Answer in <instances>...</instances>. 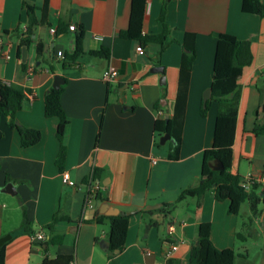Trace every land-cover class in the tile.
<instances>
[{
  "label": "crops",
  "instance_id": "0c3cea01",
  "mask_svg": "<svg viewBox=\"0 0 264 264\" xmlns=\"http://www.w3.org/2000/svg\"><path fill=\"white\" fill-rule=\"evenodd\" d=\"M241 1L146 0L143 31L161 30L158 15L164 4L174 38L157 63L156 44L138 52L136 40L119 34L128 23L130 0H0V81L26 88L27 98L15 120L41 133L37 143L22 146L8 115L0 114V236H13L5 245L4 264H39L44 253L36 242L43 240H33L36 233L59 240L48 246V257H70L74 264H187L190 247L198 240L233 249L235 264H264L263 202L251 220V235L240 240L235 234L249 215L247 201L233 214L228 212L229 201L217 200L213 188L177 199L198 184L202 151L212 144L217 104L212 101L205 115L200 106L220 32L249 41L253 56L228 82L240 88L230 171L240 177L264 173V134L252 132L256 122L264 121V16L243 12ZM44 3L46 22L34 28L27 43L25 4L40 8ZM58 25L61 31L56 33ZM79 26L84 29V51L74 66L63 68L56 51L73 48ZM185 32L195 34L194 59L179 155L169 159L168 149L156 146L154 121L168 117L174 105ZM39 42L41 55L36 54ZM100 50L106 55L91 53ZM48 60L54 71L48 69ZM108 64L117 70L110 83L102 80ZM155 65L163 72L151 71ZM55 74L64 77L60 102L68 118L61 163L59 119L44 115V97ZM93 167L101 199L84 206L83 182ZM61 172L76 186L64 184ZM7 181L15 184V195L1 191ZM104 202L129 215L124 246L112 254L103 241L108 240V220H97L100 214L109 215L100 211ZM157 204L161 206L149 207ZM23 210L33 234L21 227ZM54 213L67 219L48 227ZM172 244L177 248L172 250Z\"/></svg>",
  "mask_w": 264,
  "mask_h": 264
},
{
  "label": "trees",
  "instance_id": "16d2710c",
  "mask_svg": "<svg viewBox=\"0 0 264 264\" xmlns=\"http://www.w3.org/2000/svg\"><path fill=\"white\" fill-rule=\"evenodd\" d=\"M38 8L34 5L25 4L28 24L24 33L26 34L25 40L27 43L31 41L30 36L34 32V28L38 24L46 22L47 5L44 3L40 6L41 13L39 18L36 16ZM145 8L146 0H130L128 23L124 29L120 30L119 34L124 38L136 40L142 48L148 44H156L158 46L156 62L158 63L161 52L174 41V38L170 35V26L165 19L166 9L164 4L161 6L158 15L161 30L157 33L143 31ZM241 10L264 16V0H242ZM57 31H61V25L57 26L56 33ZM83 37L84 29L82 26H79L75 30L73 48L62 51L63 56L60 59L61 67L68 68L76 64L78 57L84 51ZM194 38V33L185 32L181 41V46L184 50L180 59L177 93L171 113L167 118L156 119L154 121L155 143L157 147L160 146L159 137L165 132H168L170 137L175 140V144L171 140L165 141V144L168 145L167 157L169 159H177L179 155L187 87L194 59ZM91 53L106 55V51L103 52V50L91 51ZM36 54H42V44L40 42L36 45ZM252 57L249 41L240 39L227 32H220L217 35L212 76L209 85L210 97L204 103L202 102L200 106V114L205 115L212 101H215L217 104L212 144L202 151L198 184L193 188L183 190L177 197L180 200L186 195L202 193L209 188H213L214 197L217 200L227 199L229 201L228 212L233 214H237L241 203L247 201L249 215L243 222L242 230L237 231L235 234L236 238L240 240H244L251 235V220L259 213V204L261 202L264 203V182L262 184L252 183L248 187H245L240 183L241 177L230 171L240 88L236 85L230 86L228 82L242 73L243 67L251 63ZM47 63L48 69L54 71V64L49 60ZM25 90V87L17 83L0 81V114L8 115L7 122L10 126L17 129L21 145L30 146L40 140V131L38 129L23 127L15 120L16 111L23 106L27 98ZM61 91L62 86L57 89L51 88L44 97V115L47 117L56 116L59 119L56 126V136L60 141V149L57 156L58 163H61L65 157V147L62 142L64 128L68 123V118L60 102ZM262 100L263 97H260V102ZM252 132L264 134V121L256 122L252 128ZM214 159L221 162V169L214 170L209 167L208 163ZM6 179L9 180V177ZM96 197L101 199L98 192ZM164 205L170 206L171 204ZM128 218V214H100L97 216V220L100 222L104 219L108 220V251L111 254L121 250L124 246ZM66 219L65 216H59L57 213H54L48 227H51L57 221ZM21 227L27 234H33L24 210L22 211ZM12 237L11 233L0 236V264H4L5 245ZM57 241L49 237L43 241L36 242L44 253V257L39 264H69L72 262L70 257L56 256L50 258L46 255L48 246ZM236 257L237 254L231 248L218 249L210 241L202 242L198 240L190 247L187 264H235Z\"/></svg>",
  "mask_w": 264,
  "mask_h": 264
},
{
  "label": "built area",
  "instance_id": "2783aa9c",
  "mask_svg": "<svg viewBox=\"0 0 264 264\" xmlns=\"http://www.w3.org/2000/svg\"><path fill=\"white\" fill-rule=\"evenodd\" d=\"M70 29H74L75 26L74 24H70L69 25ZM51 32L54 33V29H51ZM136 50L138 52H143V48L141 47L140 44H138L136 46ZM4 56H8V54L4 51ZM56 54L59 57L63 56V52L61 50H57ZM117 77V70L110 64H108V66L105 67V69L102 72V80L106 83H110L112 81H114ZM156 158H154L152 161L155 162ZM60 177H61V181L64 184H67L69 186H76V183L74 180H72L66 172H61L60 173ZM94 167L91 168L89 176L87 178V180L85 182H83V185L85 187V195H84V206L89 205L95 198H96V194L98 192V184L95 183L94 180ZM264 182V176L263 174L261 175H248V176H244L240 178V183L245 186L248 187L249 185H251L252 183H258V184H262ZM171 228V226H170ZM45 239V235L42 233H36L33 235V240H44ZM172 250L177 248L176 244H172L171 246ZM69 264H74L73 262H70Z\"/></svg>",
  "mask_w": 264,
  "mask_h": 264
},
{
  "label": "water",
  "instance_id": "95a60500",
  "mask_svg": "<svg viewBox=\"0 0 264 264\" xmlns=\"http://www.w3.org/2000/svg\"><path fill=\"white\" fill-rule=\"evenodd\" d=\"M151 71H162V66H158L155 65L154 67L151 68ZM64 83V77L61 76L60 74H55L53 77V82H52V88H59L61 84ZM159 84L161 85V99L164 98L165 96V91H166V87H165V76L161 75L160 79H159ZM210 97V88H206V90L203 92L202 94V102L204 103L208 98ZM167 118V115H166ZM166 140H171L173 142V144H175V140L173 138L170 137V134L168 132H165L164 134H162V136H160L159 142L161 144H163ZM209 167L214 169V170H219L222 168V164L219 160L214 159L212 162L208 163ZM2 192H6L9 193L11 195H15L16 194V186L12 181H7L4 186L1 188ZM156 206H161V204H157L155 206H149L150 208L156 207ZM101 212L109 214V215H116V214H125L122 211H119L117 208L114 207H110L108 205L107 202H104L100 208ZM104 243L107 245L109 242L108 240H103Z\"/></svg>",
  "mask_w": 264,
  "mask_h": 264
},
{
  "label": "rangeland",
  "instance_id": "374dc122",
  "mask_svg": "<svg viewBox=\"0 0 264 264\" xmlns=\"http://www.w3.org/2000/svg\"><path fill=\"white\" fill-rule=\"evenodd\" d=\"M159 148H165V149H168V145L167 144H164V147H162V145L158 146ZM163 150V149H161Z\"/></svg>",
  "mask_w": 264,
  "mask_h": 264
}]
</instances>
